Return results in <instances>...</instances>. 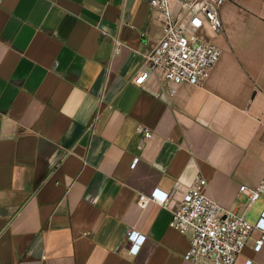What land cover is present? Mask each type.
Masks as SVG:
<instances>
[{
    "label": "crops",
    "instance_id": "crops-1",
    "mask_svg": "<svg viewBox=\"0 0 264 264\" xmlns=\"http://www.w3.org/2000/svg\"><path fill=\"white\" fill-rule=\"evenodd\" d=\"M220 16L210 77L170 96L133 81L161 38L150 0H0V264H193L169 223L197 175L257 222L264 198L239 188L264 175V0ZM155 191L169 204L140 208ZM259 235L235 264H264Z\"/></svg>",
    "mask_w": 264,
    "mask_h": 264
},
{
    "label": "built area",
    "instance_id": "built-area-1",
    "mask_svg": "<svg viewBox=\"0 0 264 264\" xmlns=\"http://www.w3.org/2000/svg\"><path fill=\"white\" fill-rule=\"evenodd\" d=\"M228 0H150L161 23V38L146 55L143 67L133 79L143 85L154 74L167 85L170 96L183 83L203 84L211 75L222 51L201 37L204 29L218 32L222 27L220 11ZM199 22V23H196ZM119 43H117L118 45ZM118 48V47H117ZM145 139L152 131L144 129ZM135 159L133 165L137 163ZM207 180L197 175L192 186L172 210L169 226L189 235V248L184 260L193 264H235L247 246L254 230L260 235L254 244L259 252L264 246V210L256 223L245 217V211L224 207L207 192ZM240 193L247 195L248 207L264 198V175L257 185L243 184ZM168 205V193H140L137 204L145 209L150 202ZM129 253L136 255L147 236L136 229L127 231ZM251 261H248L250 264Z\"/></svg>",
    "mask_w": 264,
    "mask_h": 264
},
{
    "label": "snow or ice",
    "instance_id": "snow-or-ice-1",
    "mask_svg": "<svg viewBox=\"0 0 264 264\" xmlns=\"http://www.w3.org/2000/svg\"><path fill=\"white\" fill-rule=\"evenodd\" d=\"M196 23H199V22H196Z\"/></svg>",
    "mask_w": 264,
    "mask_h": 264
}]
</instances>
